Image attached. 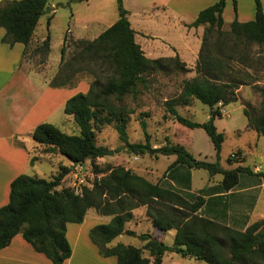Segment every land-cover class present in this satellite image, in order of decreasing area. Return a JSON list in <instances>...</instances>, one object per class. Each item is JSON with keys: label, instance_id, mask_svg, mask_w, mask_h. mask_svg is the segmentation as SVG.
<instances>
[{"label": "trees", "instance_id": "16d2710c", "mask_svg": "<svg viewBox=\"0 0 264 264\" xmlns=\"http://www.w3.org/2000/svg\"><path fill=\"white\" fill-rule=\"evenodd\" d=\"M256 1L255 18L230 23V34L237 38L264 44V10L261 0ZM49 0H4L0 4V26L6 33L4 43L13 46L20 42L28 48L37 24L48 9ZM236 7L237 0H233ZM227 0L202 9L190 27L204 26L201 47L196 63V76L184 79L178 97L165 101L167 112L179 123L190 128H203L211 138L217 161L199 160L180 143H167L153 147L149 142H130L127 132L126 111L111 102L136 93L139 85L146 86L148 75L156 72H187L189 68L178 55L150 58L135 40V30L129 20V11L123 0H117L118 20L94 40L77 39L76 50L67 58L68 35L61 48V68L54 76L51 87L76 86L80 72H89L94 79L87 92L69 98L64 112L73 116L80 134L70 135L50 122L38 124L32 131L33 139L42 147L41 154L61 153L73 166L90 161L97 177L92 187L84 186L81 192L70 187L58 189L72 168L62 166L51 178L21 174L10 184L9 202L0 208V250L17 234L33 248L51 260L63 264L72 254L67 238L68 223H82L91 208L104 216H112L107 223L95 225L90 239L104 256H116L117 264H162L167 253L176 252L185 257L208 264H264V217L239 230L216 220L199 215L206 199L196 195L194 200L171 186L152 182L146 177L126 169L97 163L105 155V148L97 143L96 128L114 123L120 140L128 152L135 155H176L171 168L185 165L207 170L211 175L223 176L221 188L229 191L238 185L241 173L264 178V171L254 172L249 166L224 168L220 153L225 133L217 129L214 119L221 116L219 104L237 101L238 89L243 84L237 77L239 71L231 63L232 56L222 51L225 41L223 12ZM52 16L48 18L50 26ZM217 33V36L214 35ZM42 48L50 51L51 37L42 41ZM88 64H91L88 68ZM107 75L105 81L102 74ZM261 104L258 109L244 108L248 127L264 137V88L260 89ZM193 99L210 107L211 116L205 122L194 121L179 113L176 106L190 105ZM146 127L145 121L142 122ZM233 154H242L237 151ZM37 156L30 160L34 164ZM146 206L147 216L161 231L174 230V245L170 246L151 233L137 235L126 229L134 218L133 210ZM122 234L140 237L144 244L112 242ZM144 251H148L146 256Z\"/></svg>", "mask_w": 264, "mask_h": 264}, {"label": "rangeland", "instance_id": "374dc122", "mask_svg": "<svg viewBox=\"0 0 264 264\" xmlns=\"http://www.w3.org/2000/svg\"><path fill=\"white\" fill-rule=\"evenodd\" d=\"M53 1L57 4V13L51 26L48 28V33L51 37V53L41 47L42 42H32L31 46L25 52V57L21 63L23 70L38 73L43 79H47V84L50 86L54 76L61 68L62 36L70 24L72 25L73 23L71 20L73 12L78 13L79 11H83L87 13L90 10L88 4L85 3L82 5L74 0L67 1L65 4L57 3L62 0H49V4L51 5ZM261 2L264 3V0ZM254 11L256 14L255 0H237L236 7L233 0H228L225 6L223 17L226 20V25L223 27V31L226 34L221 49L226 55L230 54L232 56L230 61L233 67L239 71L237 77L243 84L237 90V101L231 102L228 105L219 104L222 114L220 117H216L214 122L217 129L225 133V140L222 145L219 160L222 167L235 168L238 165H244L249 166L253 170L258 168L257 172H259L264 171V137L258 135L256 130L248 127V119L244 113V108L248 106L254 110L258 109L261 104L262 97L260 89L264 88V44L260 45L245 38H237L229 33L230 23L233 20L238 17L247 20L249 13H253ZM153 13H156V11ZM162 18V15H160L157 18L145 20L143 25L144 29L153 36L150 37L149 42L154 49V54L165 55V52H168V49L162 47V34H164L169 39L180 42L184 58L178 53L172 56L178 55L186 63L189 71L184 73L179 71L169 73L156 72L148 75L146 76V86L139 85L135 94H128L120 100L113 97L111 102L114 105L121 106L126 111L128 118L127 132L130 142H149L153 147L163 146L167 143H180L197 159L212 162L217 161L218 156L214 144L206 131L200 127L190 128L179 123L166 110L165 101L178 97L182 89L183 80L196 76V63L199 52L196 61L192 63L191 51L183 45V39L180 36L184 32L180 17L176 16V19L174 18L175 20L172 17L170 19L166 18L164 20L166 21L165 25L161 23ZM41 23L45 28L47 26V19L45 17L42 18ZM214 35L217 36V33H214ZM192 38L191 47L196 48L197 41L194 36ZM75 41L77 39L68 36L66 44L67 58L72 57L73 53L79 50L77 45H74ZM90 66L91 64H88V68ZM106 77L107 75L103 73L101 80L105 81ZM93 79L94 77L91 73L80 72L75 78V81H78L76 85L79 83L82 84L79 92H87L88 88L83 89L85 88V82L90 84ZM176 108L180 114L197 122L209 120L212 111L209 106L196 99H193L190 105H178ZM48 121L58 126L67 134H80V130L73 116L66 114L64 108H60V106L58 113ZM143 121L146 123L145 128L142 125ZM96 138L99 145L103 146L106 150L113 151V154H105L103 157L98 158L97 163L102 165L109 163L112 166H123L126 169H131L133 172L146 177L152 182L156 183L159 181L164 186L174 187L191 200H194L196 195L210 196L209 194L212 193V190H208L206 183L208 178L212 177L215 180L213 183L214 187H216L217 183L222 182L221 174L212 176L205 169L189 168L185 165H177L171 168V164L175 161L176 155H160L159 157H155L148 154L135 155L128 152L124 147V143L119 138L114 123L97 127ZM238 148L242 149L244 155L235 154L233 156V153L240 151ZM37 153L41 154L42 148L33 150L32 157L37 155ZM43 155L45 157L42 156L43 158L40 160L36 159L34 164L29 166L26 174L49 179L58 170L60 171L62 166L72 167L71 160L61 153ZM240 176L241 184L236 189L243 188L246 181L258 182L261 180L257 175L247 173H241ZM97 177H101V174L96 175L94 173L93 166L88 160L84 164L73 166L72 171L65 176L58 189L70 187L77 192H81L84 186L92 187ZM170 181L175 186L171 185ZM214 193L217 192L214 191ZM258 198L257 211L254 213V219L260 215H264V187ZM232 199V195L224 198H212L209 203V208L216 207V210H228ZM217 201H221V205ZM95 210V208H91L92 213ZM109 217L112 218V216ZM145 219L149 221V218L146 216ZM135 222H132L133 229L139 232H148L145 226L141 225L137 227ZM151 231L155 232L157 234L156 236L158 234L161 235V238H163L166 244L170 246L174 245V230L161 231L152 226L151 222ZM118 242L132 244L137 247H142L144 244V241L140 237L126 234L121 237L119 236L112 244ZM144 254L148 256L149 252L144 251ZM163 264L208 263L182 256L176 252H171L164 256Z\"/></svg>", "mask_w": 264, "mask_h": 264}, {"label": "crops", "instance_id": "0c3cea01", "mask_svg": "<svg viewBox=\"0 0 264 264\" xmlns=\"http://www.w3.org/2000/svg\"><path fill=\"white\" fill-rule=\"evenodd\" d=\"M3 1L0 0V4ZM67 1L71 0H62L57 3L65 4ZM74 1L82 5L85 3L88 4L90 10L87 13L83 11H79L78 13L73 12L71 19L73 23L71 22L72 25L70 24L62 36V46L65 35L75 39L84 38L94 40L119 18L117 0ZM217 1L219 0H123L125 8L129 11L128 17L131 26L135 30V40L141 46V49L147 57L158 58L160 56H172L178 53L184 58L180 42L169 39L164 34H162V47L168 49V52H165L167 55L154 54V49L149 42L150 37L153 36L143 27L145 20L157 18L160 15L163 17L161 22L163 25L166 24V21H164L166 18L170 19L172 17L176 19V16H178L183 23L182 27L184 29V32L180 36L183 39V45L191 51L192 63L197 59L205 27H190L189 24L196 19L202 9ZM262 6L264 10L263 2ZM56 9L57 4L55 1L51 5L48 2V9L40 18L28 48L32 42L40 43L47 37L48 25L45 28L41 25L42 18L45 17L48 21V18L52 16L50 21L51 26L57 13ZM154 11L156 13H153ZM254 18L255 11L249 13L247 20L249 21ZM237 19L240 22L247 21L239 17ZM5 33V28L0 26V208L9 202L11 182L17 176L27 173L31 165L32 151L42 148L32 137L33 129L42 122H49L48 120L58 113L59 106L60 108H64L66 101L79 93L80 86L82 85L79 83L73 88L51 87L47 84V79H43L38 73L23 70L21 63L28 48H25V45L20 42L15 43L13 46L4 43L2 38ZM192 36L197 41L196 48L191 47L193 41ZM84 87L83 89H89V84L85 82ZM238 150L242 151L241 148H238ZM39 153L35 155L38 157V160L45 157ZM242 154L244 155L243 151ZM257 169H254V172H257ZM258 178L261 180L258 182L246 181L243 188L236 189L241 184L240 176L238 185L229 191L219 189L221 188V182L217 183L216 187H214L213 183L215 180L212 177L208 178L206 183L208 190H212V193L209 194L210 196L203 195L206 202L199 210V215L239 230H245L252 222L264 217V215H260L254 219V213L257 211L258 197H260L262 188L264 187V178L259 176ZM170 184L175 186L171 181ZM214 191L217 193L213 194ZM229 195H232L233 199L230 202V206H228V210H216V207L209 208V203L212 198H224ZM217 202L221 205V201ZM146 211V206H140L134 209V218L126 223V229L133 230L137 235L151 233L156 236L157 234L151 231L152 220L147 216ZM90 212L91 209L88 210L82 223L67 224V238L72 248V254L63 264H117L116 256L104 257L99 253L97 245L92 242L89 235L90 230L95 225L107 223L111 218L100 215L96 210L93 213ZM145 216L149 218V221L145 219ZM133 221H136L137 227L141 225L145 226L148 232H139L133 229ZM152 226H154L153 222ZM123 235L125 234L120 235V237ZM156 237L163 240L159 234ZM0 264L53 263L45 254L37 252L23 238L22 234H17L12 238L9 245L0 250Z\"/></svg>", "mask_w": 264, "mask_h": 264}, {"label": "water", "instance_id": "95a60500", "mask_svg": "<svg viewBox=\"0 0 264 264\" xmlns=\"http://www.w3.org/2000/svg\"><path fill=\"white\" fill-rule=\"evenodd\" d=\"M105 154H113V151H111V150H105ZM72 167H73V165H72Z\"/></svg>", "mask_w": 264, "mask_h": 264}, {"label": "built area", "instance_id": "2783aa9c", "mask_svg": "<svg viewBox=\"0 0 264 264\" xmlns=\"http://www.w3.org/2000/svg\"><path fill=\"white\" fill-rule=\"evenodd\" d=\"M233 156H235V154H233Z\"/></svg>", "mask_w": 264, "mask_h": 264}]
</instances>
